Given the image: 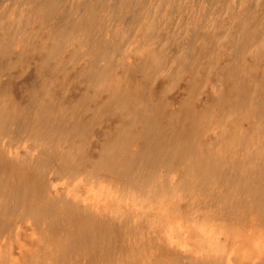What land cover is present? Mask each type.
<instances>
[{
  "label": "rangeland",
  "instance_id": "374dc122",
  "mask_svg": "<svg viewBox=\"0 0 264 264\" xmlns=\"http://www.w3.org/2000/svg\"><path fill=\"white\" fill-rule=\"evenodd\" d=\"M0 106L26 194L92 224L0 193V264H264V0H0Z\"/></svg>",
  "mask_w": 264,
  "mask_h": 264
},
{
  "label": "bare ground",
  "instance_id": "6f19581e",
  "mask_svg": "<svg viewBox=\"0 0 264 264\" xmlns=\"http://www.w3.org/2000/svg\"><path fill=\"white\" fill-rule=\"evenodd\" d=\"M126 95H124V96H126ZM2 114H4L6 117H8L10 112L7 111L5 107L0 106V116H2ZM12 117H16V115L12 114ZM18 119L20 120V117ZM18 121L15 124L14 128H17L18 124H19V126L22 124V123H18ZM47 122H48V120H47ZM43 124H44V122H43ZM7 126H9V124H7V121H5V120L1 121V117H0V134L1 133L2 134L7 133V131H8ZM49 126L50 125L48 124V127H47L48 129L50 128ZM146 126L150 128V124H149V126L148 125H146ZM47 128L45 129V127H44V130H47ZM10 129L12 130V127H10ZM38 132H40V131H38ZM38 132L36 131L35 137H33V139L35 141L41 139V137L44 138L42 133L41 132L38 133ZM46 132H48V130ZM45 138H47V136ZM32 144H34V143L32 142ZM29 146H32V145H29ZM67 149H70V148H67ZM39 152H40V154L44 153L46 156L51 157V153H47V152H49L48 150H47V152L45 150H43L42 152L39 150ZM2 153L3 152H0V154H2ZM62 155L63 154L57 153L55 156L51 157L50 160L52 158L55 160L61 159V158L65 159L66 155H63V156ZM76 156L79 159L81 158V155H76ZM39 157L42 158V155H38V158ZM118 157H119L118 154L110 155L109 163L106 164L105 167L111 168V166H113L112 164L116 163V160H117V162L119 161L120 158H118ZM68 158H70L69 161L72 160V157L68 156ZM102 158L103 157L101 155H99V161L100 162H102ZM4 160L5 159L0 156V193L3 194V196H8L9 201L10 202L12 201L11 202L12 204L8 205L10 208H13L14 206L17 207L18 204H23L22 205L23 212L30 213L32 215V217L34 218L33 219L34 222H36V223L41 222L40 220H42V219H43L42 221H47L45 225H46V229L48 231L49 230L51 232L53 231V233L58 232L57 236L68 238L73 243L76 242V239H75V237L73 235V231H72V228L74 226L82 225V223H83V225H92L91 224V218H90L91 215L89 213H87V212L80 213L74 207L64 206L62 204L59 205V204H57V202H59L58 200H56L57 197H55V198L52 197L51 199H49L50 201L48 203H46L45 205L40 204L37 206L36 203H35L36 204L35 205L34 201L31 200V198L26 193H28V191H29L28 185H30V183H33L32 186H33V189L35 192L41 189L40 188V186L42 185L41 184V180H42L41 177H39L38 173H36V172L32 175L30 170L24 169L23 166H20L19 164H14L15 165L14 166L12 164L5 162ZM41 162L46 163L45 161H43V158H42V161L39 158V159H36V162H34V166H36L38 168V165ZM129 168L130 167H128L127 169H129ZM8 173H11L12 177H10L8 175ZM20 192H22V193L18 194ZM12 196H14V198H12ZM16 196H21V197L15 198ZM60 198L63 199V196H61ZM12 199H15L16 201H13ZM60 201H64V200H60ZM53 220H54V222H53ZM94 222L95 221H92V223H94ZM95 224L96 225H104V224H102L101 221L98 224L95 222ZM85 231L87 232L85 235L88 236L89 229H87V227H86ZM89 238H90V236H89Z\"/></svg>",
  "mask_w": 264,
  "mask_h": 264
}]
</instances>
